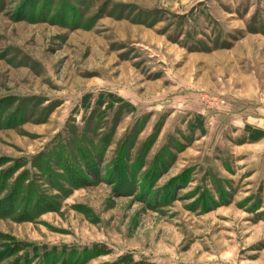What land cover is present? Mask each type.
Wrapping results in <instances>:
<instances>
[{"label":"rangeland","instance_id":"1","mask_svg":"<svg viewBox=\"0 0 264 264\" xmlns=\"http://www.w3.org/2000/svg\"><path fill=\"white\" fill-rule=\"evenodd\" d=\"M0 264H264V0H0Z\"/></svg>","mask_w":264,"mask_h":264}]
</instances>
